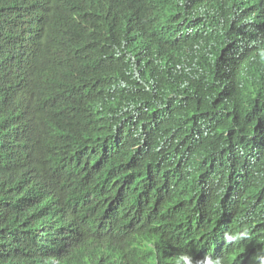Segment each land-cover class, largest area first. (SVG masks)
<instances>
[{
    "label": "trees",
    "instance_id": "trees-1",
    "mask_svg": "<svg viewBox=\"0 0 264 264\" xmlns=\"http://www.w3.org/2000/svg\"><path fill=\"white\" fill-rule=\"evenodd\" d=\"M223 1L0 0V264H259L264 0Z\"/></svg>",
    "mask_w": 264,
    "mask_h": 264
},
{
    "label": "clouds",
    "instance_id": "clouds-1",
    "mask_svg": "<svg viewBox=\"0 0 264 264\" xmlns=\"http://www.w3.org/2000/svg\"><path fill=\"white\" fill-rule=\"evenodd\" d=\"M224 3L223 0H219ZM259 2V0H242L243 7L240 11L253 6L255 3ZM202 14L196 11L195 13L189 15L192 18V22L185 21L184 25L189 34L194 36H199L196 30L193 27L194 23L198 24V31H203L202 27L206 25V20L197 21L196 18L201 16ZM236 21L234 20L233 25L231 27V33L235 31ZM205 36V34H203ZM250 239L248 231L242 230L238 232L226 231L223 234V243L227 245H231L233 248L237 247L241 241ZM255 259L259 261V264H264V248H261L255 256ZM176 264H222V260L220 257H214L212 255L206 254L201 259H195L192 254L189 252H181L176 258Z\"/></svg>",
    "mask_w": 264,
    "mask_h": 264
}]
</instances>
